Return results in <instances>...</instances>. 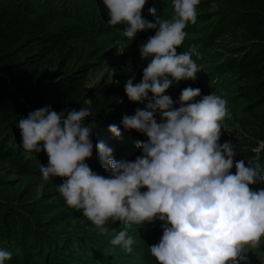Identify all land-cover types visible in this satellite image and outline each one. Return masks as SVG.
<instances>
[{
  "label": "trees",
  "instance_id": "trees-1",
  "mask_svg": "<svg viewBox=\"0 0 264 264\" xmlns=\"http://www.w3.org/2000/svg\"><path fill=\"white\" fill-rule=\"evenodd\" d=\"M148 8L156 10L155 19ZM196 10V23L185 27L177 54L194 47L192 59L205 75L195 83L191 80L192 84L188 80L173 83L166 93L176 101L185 87L201 89L208 82L215 94L228 99V117L237 123L242 139L233 137L234 160H244L247 166L256 160L257 142L264 141V0H200ZM170 11L168 19L173 16L172 0H148L142 17L155 22L161 12ZM108 19L102 0H0V250L12 254L6 264H120L122 258L123 264L157 263L151 258L148 239L153 235L159 242L163 222L128 228L134 241L131 253L112 246L110 240L124 226L118 221L109 223V230L101 234L82 211L65 204L57 192L63 178H42L40 167L47 165V155L26 152L20 146L17 123L34 110L50 106L59 113L90 107L93 114L85 123L95 125L94 148L85 163L94 172L108 175L95 149L98 142L112 148L117 161H134L141 155L135 143L146 142L147 137L125 131L120 121L135 109H144L146 102H130L125 92L123 101L113 102L106 95L110 86L98 95L95 88H82V82L92 67L108 57L111 65L120 68L118 75L140 82L148 61L140 57L143 43L139 39L155 32H138L130 41L123 34L124 26H109ZM54 20L64 23L55 28ZM120 43H130L136 51L127 48L118 54ZM110 45L111 51L106 52ZM201 94L210 93L201 89ZM85 98L92 99L90 106L84 104ZM156 119L160 122L158 111ZM112 124L119 127V138L108 131ZM232 125L224 134H235ZM258 162L264 175V149ZM250 187L264 188V183Z\"/></svg>",
  "mask_w": 264,
  "mask_h": 264
},
{
  "label": "clouds",
  "instance_id": "clouds-1",
  "mask_svg": "<svg viewBox=\"0 0 264 264\" xmlns=\"http://www.w3.org/2000/svg\"><path fill=\"white\" fill-rule=\"evenodd\" d=\"M147 2L102 0L108 25H123L130 41L138 32L155 30L139 48L141 59L148 61L142 79L134 83L129 78L124 84L130 102H146L144 109L120 121L125 131L147 137L135 143L141 155L117 161L113 149L98 142L95 149L108 175L94 172L85 163L94 148L95 125L85 123L93 114L90 107L59 113L50 106L34 110L17 123L20 146L47 155V165L40 167L42 178H63L57 192L65 204L82 211L101 234L109 223L124 226L110 240L112 246L131 253L134 241L128 228L159 220L163 234L148 247L158 264H248L245 246L256 248L264 237V188L250 187L264 183L258 162L264 141L253 149L256 160L247 166L244 160L235 161L236 146L219 143L221 122L229 115L225 98L215 93L201 96V89L191 86L182 89L176 101L165 94L173 83L195 81L199 72L192 59L195 48L179 54L177 48L184 42L187 24L196 23L200 0H172V18L155 22L142 17ZM155 11L148 8L149 15ZM84 104L90 106L92 99L85 98ZM108 131L121 136L115 124ZM11 256L0 250V264Z\"/></svg>",
  "mask_w": 264,
  "mask_h": 264
},
{
  "label": "rangeland",
  "instance_id": "rangeland-1",
  "mask_svg": "<svg viewBox=\"0 0 264 264\" xmlns=\"http://www.w3.org/2000/svg\"><path fill=\"white\" fill-rule=\"evenodd\" d=\"M157 14L159 15V13L157 12ZM171 14V11L170 13L169 12H166V13H163L161 12V18H165V19H168L169 15ZM152 18L156 17V15H151ZM155 19V18H154ZM84 20V18H83ZM60 23H64V21H60L59 20H54L51 22L52 25H54L53 27H61L59 24ZM153 32H155L154 29H152ZM155 33H149L147 35H143L139 41L141 43H145L147 41V39L152 35H154ZM192 37L198 39L200 37L199 34H193ZM111 47L112 45L108 46L105 50L106 52L108 51H111ZM129 48L130 50L132 51H136V47L134 46H131L130 43H120L119 45V52L118 54H121L122 51H124L125 49ZM116 52V51H115ZM117 54V52H116ZM106 62H101L99 64H97L96 66L92 67V70H90L87 74H86V77L84 78L83 82H82V88H84L86 91L88 89H90L91 87L92 88H95V90L98 91V95L102 94L103 91H105V89L107 87L110 86L108 92L106 95H107V98H109L110 100L112 99L113 102H116L119 100L120 101H123L124 100V97H123V94H124V84L127 82V76H123V75H118V70H120V68H118L117 64L114 63V65H111V63H113V60L111 57H108L105 59ZM198 66V69H199V72L196 73V79L195 81L192 80L193 83L197 82V78L205 75V72L200 74L201 71H202V67L201 65H197ZM134 71V69H130V74ZM54 72V67H52L50 69V73H53ZM128 74V75H130ZM200 74V76H199ZM124 78V80H123ZM191 84V80H188ZM199 81V79H198ZM118 82V83H117ZM202 83H205L206 81L204 79L201 80ZM116 89V93H114L113 91ZM204 93L205 92H208V93H214L211 85L207 82L205 83L204 85L202 84V88H201ZM167 94V93H165ZM202 95V94H201ZM200 97H197L195 99H199ZM227 100V109L229 108V100ZM140 105V103L138 104ZM178 105V104H177ZM179 106V105H178ZM134 115V114H133ZM231 123L233 124L232 126H234L236 128L235 130V134L232 136L231 134L228 135V134H224V130L226 128H228V124ZM237 123H233V121L231 120L230 117H226L222 122H221V125H222V130H221V137H220V141L219 143L223 144L224 142L226 141H230L231 143H233V137L234 139L236 140H242L240 137L241 135L238 134L239 130H238V127L236 125ZM224 134V135H222ZM124 143V141H122ZM260 142H257V145L254 147L257 148L259 146ZM246 163V162H245ZM231 172L234 174L235 173V168L233 167L231 169ZM22 186V182L18 185L17 188L13 189V192L12 193H16L17 192V189ZM39 192V190H38ZM159 231H163L162 227H160L158 229ZM115 230L112 229L111 233H116ZM148 244H149V247L156 244L155 240H154V236L151 235L148 239ZM158 243V242H157ZM149 250V248H148ZM244 253L247 255L248 257V264H264V237H262L261 239V243L258 247L256 248H250L248 246H245V249H244ZM153 260H154V257H151ZM125 262V260L122 258V260L119 262L120 264H123ZM142 264H144V261L141 260ZM155 262V261H154ZM154 264H158L157 263H154Z\"/></svg>",
  "mask_w": 264,
  "mask_h": 264
}]
</instances>
